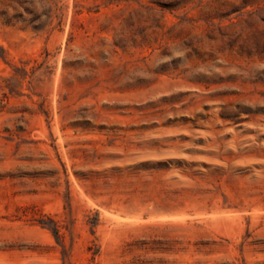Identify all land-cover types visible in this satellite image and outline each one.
I'll use <instances>...</instances> for the list:
<instances>
[{"label": "rangeland", "instance_id": "374dc122", "mask_svg": "<svg viewBox=\"0 0 264 264\" xmlns=\"http://www.w3.org/2000/svg\"><path fill=\"white\" fill-rule=\"evenodd\" d=\"M0 264H264V0H0Z\"/></svg>", "mask_w": 264, "mask_h": 264}]
</instances>
